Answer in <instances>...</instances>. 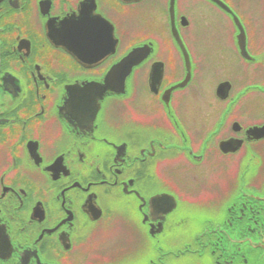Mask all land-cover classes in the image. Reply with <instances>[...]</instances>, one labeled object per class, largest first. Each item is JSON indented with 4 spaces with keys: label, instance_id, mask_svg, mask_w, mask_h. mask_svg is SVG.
Here are the masks:
<instances>
[{
    "label": "flooded vegetation",
    "instance_id": "af4514ba",
    "mask_svg": "<svg viewBox=\"0 0 264 264\" xmlns=\"http://www.w3.org/2000/svg\"><path fill=\"white\" fill-rule=\"evenodd\" d=\"M0 264H264V0H0Z\"/></svg>",
    "mask_w": 264,
    "mask_h": 264
},
{
    "label": "water",
    "instance_id": "95a60500",
    "mask_svg": "<svg viewBox=\"0 0 264 264\" xmlns=\"http://www.w3.org/2000/svg\"><path fill=\"white\" fill-rule=\"evenodd\" d=\"M124 1L134 2L135 0ZM143 52L144 50L140 48L132 51L125 59L122 60L120 64L109 71L104 84H92L76 92L84 95L83 98L79 99H82V101L85 102L93 101L94 103L107 91L122 94L124 92V81L130 74L132 68L143 60V56L141 55ZM71 93H74V91L71 90Z\"/></svg>",
    "mask_w": 264,
    "mask_h": 264
},
{
    "label": "rangeland",
    "instance_id": "374dc122",
    "mask_svg": "<svg viewBox=\"0 0 264 264\" xmlns=\"http://www.w3.org/2000/svg\"><path fill=\"white\" fill-rule=\"evenodd\" d=\"M197 9H198V13L195 10L191 13L193 23H194V20L196 21V23H198L200 16H203V17L216 16V13L213 10L203 7V5H200ZM201 11H202V14H200ZM198 14H200L199 19H198ZM161 28H162V22L161 20L158 19L157 24L155 26H151L150 28H148L147 26L145 31H147L148 34L150 33V34L159 36L161 34L160 32ZM194 30H195V24H194Z\"/></svg>",
    "mask_w": 264,
    "mask_h": 264
},
{
    "label": "snow or ice",
    "instance_id": "6c2138e0",
    "mask_svg": "<svg viewBox=\"0 0 264 264\" xmlns=\"http://www.w3.org/2000/svg\"><path fill=\"white\" fill-rule=\"evenodd\" d=\"M156 206H160V207H161V204L158 202V203L156 204Z\"/></svg>",
    "mask_w": 264,
    "mask_h": 264
}]
</instances>
